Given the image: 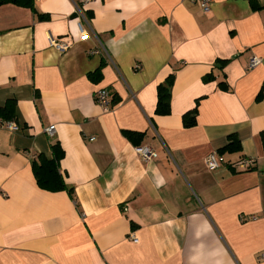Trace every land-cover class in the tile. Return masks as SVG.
Segmentation results:
<instances>
[{"label": "crops", "instance_id": "1", "mask_svg": "<svg viewBox=\"0 0 264 264\" xmlns=\"http://www.w3.org/2000/svg\"><path fill=\"white\" fill-rule=\"evenodd\" d=\"M258 1L255 12L248 0H212L205 13L191 0H96L84 9L89 27L78 0L0 7V108L15 102L13 121L0 119V264H264ZM253 58L261 63L249 69ZM171 76L170 113L159 115ZM126 131L144 134L141 144ZM231 135L242 151L221 155ZM55 143L68 187L56 193L33 173ZM142 147L157 157L143 159ZM213 153L223 158L215 171ZM246 159L255 162L245 171Z\"/></svg>", "mask_w": 264, "mask_h": 264}, {"label": "trees", "instance_id": "2", "mask_svg": "<svg viewBox=\"0 0 264 264\" xmlns=\"http://www.w3.org/2000/svg\"><path fill=\"white\" fill-rule=\"evenodd\" d=\"M251 4L253 11H260L262 9L258 0H248ZM7 4H13L17 6L31 8L35 10L34 0H0V7ZM226 61H222L221 64L224 65ZM213 79L211 76L207 77V81ZM174 77L171 76L167 82L159 87L158 90V104H157V114L168 115L171 108V89L173 86ZM223 89H226L224 83L220 84ZM264 97V90L261 91L257 100H261ZM15 102L9 101L5 107L0 108V119L3 121H13ZM197 108L193 111L187 113L184 116L185 127H193L196 124ZM125 135L129 140H131L135 145L139 146L143 141L144 134L137 133L134 131H126ZM264 144V135L262 137ZM242 151V144L240 139L236 135H231L229 137V143L222 148L219 153L221 155L225 154H235ZM53 158L49 159L45 155H39L33 163V173L35 175L38 186L49 192H61L68 190L67 184L63 178L60 171V162L64 157V150L60 144L55 143L52 145ZM242 160L241 162H243ZM240 162V163H241ZM238 163V164H240ZM236 165V164H235ZM235 165H231L232 169ZM249 170V169H248ZM72 193V190L69 189Z\"/></svg>", "mask_w": 264, "mask_h": 264}, {"label": "built area", "instance_id": "3", "mask_svg": "<svg viewBox=\"0 0 264 264\" xmlns=\"http://www.w3.org/2000/svg\"><path fill=\"white\" fill-rule=\"evenodd\" d=\"M93 1H96V0H78V3H77V13L79 14V17L86 22L88 27H89V22H88L87 15L84 9ZM191 1L199 2L201 6L203 7V10L205 13H208L211 11L212 0H191ZM80 30L82 32L83 38H87L88 32H87V29H85L84 25L80 24ZM49 40H50L51 46L61 52L66 51L70 47V45L67 42H64L60 39H56L53 36H50ZM260 63L261 61L259 59L253 58L251 59L248 68L254 69ZM137 68L140 69V66H138ZM96 101L98 105L105 112H109L112 109L113 101H112L111 93L109 90L101 89L97 91ZM3 126L10 131H17L19 129L18 126L13 122L4 123ZM55 131H56L55 126H50L46 129L47 134L51 137H54ZM137 151L139 155L147 161L157 157V154L148 147L138 148ZM222 162H223V158L216 153L209 155V157L207 158L208 167L212 171L217 170L221 166ZM254 162H255L254 159H246L239 164V168L246 171L254 165ZM133 239L136 240L135 238Z\"/></svg>", "mask_w": 264, "mask_h": 264}]
</instances>
